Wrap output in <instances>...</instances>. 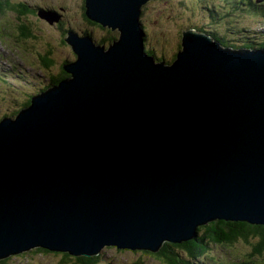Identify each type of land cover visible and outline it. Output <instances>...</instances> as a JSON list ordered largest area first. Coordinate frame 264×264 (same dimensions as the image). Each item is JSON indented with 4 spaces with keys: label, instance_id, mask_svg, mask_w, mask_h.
Returning <instances> with one entry per match:
<instances>
[{
    "label": "water",
    "instance_id": "95a60500",
    "mask_svg": "<svg viewBox=\"0 0 264 264\" xmlns=\"http://www.w3.org/2000/svg\"><path fill=\"white\" fill-rule=\"evenodd\" d=\"M147 1L87 0L120 40L68 34L71 77L0 121V260L157 252L214 220L264 225V48L191 28L171 66L154 64Z\"/></svg>",
    "mask_w": 264,
    "mask_h": 264
},
{
    "label": "rangeland",
    "instance_id": "374dc122",
    "mask_svg": "<svg viewBox=\"0 0 264 264\" xmlns=\"http://www.w3.org/2000/svg\"><path fill=\"white\" fill-rule=\"evenodd\" d=\"M33 1L40 2L41 5H44L47 2L53 4L55 1H61V3L64 6H68L70 10V15L64 17L61 21L63 22V26L70 25V22H72L75 27L73 29L72 26L67 29V31L72 30L71 32L78 38L88 37L93 44L102 43L99 45L100 48L104 46L109 49L110 46H114V40L116 43L120 40V31L118 29L112 31V28L106 27L104 31L98 26H92V24L96 25V23L87 18V11L84 10L87 0ZM254 1L257 5H261L264 8V0ZM16 2H19V0H11V3L13 4ZM146 3V5L143 4L145 7H143L144 13H142V23L147 39L145 42L146 48L149 49L148 51H151L150 55L153 57L154 64H161L164 62L165 66L168 67L172 65L178 51L180 50L179 36L181 35L182 30L187 27H197L201 29L203 26L207 25L210 31L216 32L221 37L226 34L228 28L232 25L240 28H247L251 31L261 30V28L264 27L263 15H259V17H246V15L242 14L241 9L244 7L243 0H148ZM207 5H212V9H207ZM213 5H215L216 8H213ZM230 8L233 10L236 8L234 11L235 18H223L222 16L229 12ZM1 16L0 26H3L4 28H1L2 33L0 34V68L5 69L6 63L9 64L4 55H7L9 59L13 60V62L18 64L23 63L21 55L25 50L27 51L25 52L29 58L27 61L30 62V64L26 63L24 66H20L15 63V65L7 69L3 75H0V120L3 116H11L13 114L16 116V114L23 109L21 103L26 100V97L32 92H36V90L44 84L43 78H46L45 84H49L50 79L47 78L48 74L41 61V57L45 56L48 51L45 52L46 54L44 53L45 55L41 52L38 43L39 41L44 43L45 46L49 44L53 45L52 47L56 50V54L51 57L52 59L58 57V60H61V62H64L65 60L73 62L76 59L72 45L68 44L65 40L66 38H69V35L59 29L58 22L53 20V23H56V25L51 27L45 22V20L40 19L37 15L33 16L32 14H29L30 21H27V16H22V24L28 26V31L30 33L31 25L34 33L41 36V40L28 37V39L21 42L23 50L14 49L10 51L12 48L6 45L8 41L10 44L15 45H19V43L5 39L4 34H6L8 27L18 29L21 19L17 14H13L12 12H7L5 16ZM49 17V19L52 18V16ZM220 17L222 18L218 20ZM60 35H62L61 39L63 40L61 44ZM261 37H264V35ZM252 40L258 41V39L255 38ZM54 41L55 43H53ZM39 54L42 55L39 56ZM159 60H162V62ZM62 65L63 63L54 67L52 70L54 72L61 70ZM215 221L216 220L213 222ZM208 224L209 222L199 227L205 228ZM199 227H197L198 230H196V234L199 232ZM256 242L257 238L254 240L251 238L249 241L238 238L233 242L220 241L219 244L221 245H229L226 248L211 244V248L205 253V257L201 263L220 264L222 262L224 264H229L225 262L231 261V263L239 264L238 260L243 258L240 263L259 264L262 260L259 255H254L252 256L253 258L251 257ZM166 243L170 244L171 242L164 241L158 251H160ZM37 249L43 248L37 247L26 253L1 259L0 264H80L74 257L70 261H63V252H34ZM149 251L150 250L120 249L118 246H106L99 253L102 256L100 264H134L135 262L142 263V261L144 264L163 263L154 257L153 254H155V252ZM84 256L92 257L88 255ZM262 263L264 264V262H261V264Z\"/></svg>",
    "mask_w": 264,
    "mask_h": 264
},
{
    "label": "trees",
    "instance_id": "16d2710c",
    "mask_svg": "<svg viewBox=\"0 0 264 264\" xmlns=\"http://www.w3.org/2000/svg\"><path fill=\"white\" fill-rule=\"evenodd\" d=\"M254 7L248 6L247 8L243 7L241 9L242 14L247 16H252L255 12ZM30 8L20 5L19 3L13 4L11 3V0H0V14H3L5 11L13 12V14H17L18 17H20L21 21L19 22V28L14 30V34L17 35V38L21 41L28 39V37H32V39H40L41 37L37 36L32 26L30 25V31H28V26L26 24H22L23 19L22 16H27V21H30L29 14L34 15L33 11H29ZM85 10V8H84ZM33 32V33H32ZM239 32H243V34L239 37ZM213 37L221 41V43L224 46H229L234 49L238 48H250L253 47L251 45V41L254 40V35L256 34L255 30H249L247 28H242L241 31L237 28L235 31H230L229 35H225L223 37H220L216 32L211 33ZM247 38V39H245ZM250 39V40H248ZM39 45L45 46L44 43L38 42ZM238 43H244L240 46ZM235 44V45H233ZM247 44V45H246ZM246 45V46H244ZM48 46V52L45 56L41 57V61L44 63L46 67H57L61 65V60H58V57H55L52 59L51 57L54 56L55 49L52 47L53 45H47ZM257 47L263 48L264 44H261ZM148 51V50H147ZM151 53V52H150ZM162 61V60H159ZM69 61L65 60L64 65L67 64ZM70 75L64 71L63 67L61 70H57L55 73H53L50 76V79L52 80V86L57 85L60 81L67 80ZM32 95H28L26 97V101L23 103H26L25 106L29 105V101L31 100ZM28 102V103H27ZM198 230V229H197ZM197 232V231H196ZM201 233V234H200ZM241 236V237H238ZM238 238H242L245 241H249L251 238L256 239L257 242L255 243V247L253 249V252L251 254L252 256H260L262 260L261 262H264V225L262 224H251L249 222L245 221H228V220H216L215 222H209V224L204 227H199V232L196 234V236L189 240L185 241L183 243H170L165 244L160 251L155 252L154 257L161 262L165 264H202L201 261L205 257V253L209 251L211 248L210 245H216L219 247L226 248L229 245H221L219 244L220 241H230L233 242ZM247 243V242H243ZM250 244V243H247ZM48 252L43 249H37L34 252ZM150 252V251H149ZM65 253V252H63ZM63 261H70L73 257L80 263V264H100L102 256L98 254L97 256L93 257H86V256H79L76 258L75 256L65 253L63 254ZM152 254V253H151ZM253 258V257H252ZM5 262V261H3ZM162 263V264H163ZM225 263L234 264L231 261H227ZM134 264H144L140 262H135ZM224 264V263H223ZM258 264V263H254ZM263 264V263H262Z\"/></svg>",
    "mask_w": 264,
    "mask_h": 264
},
{
    "label": "flooded vegetation",
    "instance_id": "af4514ba",
    "mask_svg": "<svg viewBox=\"0 0 264 264\" xmlns=\"http://www.w3.org/2000/svg\"><path fill=\"white\" fill-rule=\"evenodd\" d=\"M27 2H28V0H21V5L24 6V4H26ZM84 3H85V2H84ZM7 12H8V11L4 12L3 14H0V18H2L1 15L5 16ZM12 13H13V12H12ZM0 24H1V21H0ZM92 26H98V25H94V24H92ZM98 27H100V26H98ZM100 28H101V27H100ZM101 29H102V28H101ZM102 30L105 31V29H102ZM1 33H2V31L0 30V34H1Z\"/></svg>",
    "mask_w": 264,
    "mask_h": 264
},
{
    "label": "bare ground",
    "instance_id": "6f19581e",
    "mask_svg": "<svg viewBox=\"0 0 264 264\" xmlns=\"http://www.w3.org/2000/svg\"><path fill=\"white\" fill-rule=\"evenodd\" d=\"M84 8H86V5L84 6ZM47 15H48V17L49 16H51V15H49V13H47ZM143 44H144V47H145V51L147 52V50H149L148 48H146V44H145V42L147 41V39H146V36H145V38L143 39ZM42 54H39V56H41ZM160 62H162V61H160ZM196 230H197V228H195V232H196ZM139 250H141V249H139ZM62 253V252H61ZM98 255V254H97ZM97 255H93V256H97ZM84 256V255H83ZM92 256V257H93Z\"/></svg>",
    "mask_w": 264,
    "mask_h": 264
},
{
    "label": "clouds",
    "instance_id": "9594fccd",
    "mask_svg": "<svg viewBox=\"0 0 264 264\" xmlns=\"http://www.w3.org/2000/svg\"><path fill=\"white\" fill-rule=\"evenodd\" d=\"M30 11V10H29ZM71 77V75L69 76V78Z\"/></svg>",
    "mask_w": 264,
    "mask_h": 264
}]
</instances>
